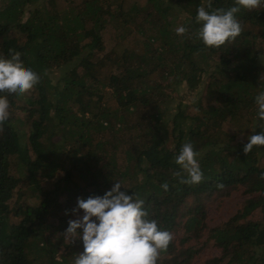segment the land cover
<instances>
[{"label":"trees","instance_id":"16d2710c","mask_svg":"<svg viewBox=\"0 0 264 264\" xmlns=\"http://www.w3.org/2000/svg\"><path fill=\"white\" fill-rule=\"evenodd\" d=\"M38 1L0 0V55L19 52L40 77L24 93L31 104L0 93L9 101V118L0 124V264H74L82 243H69L63 232L82 214L71 211L77 198L103 195L116 181L172 233L157 264H191L199 250L185 244L203 231V247L213 245L219 255L201 264H264V146L243 152L247 137L264 128L254 103L264 91V9H241L239 36L211 48L197 38L194 22L208 0H169L188 14L182 36L160 0H43L22 22L23 9ZM234 3L211 0V7ZM84 52L75 75L63 76L60 89L51 86L46 73ZM182 82L189 90L202 83L203 94L191 115L179 112L167 128L158 110L176 95L171 85ZM187 142L204 175L195 185L174 175ZM59 170L62 177L44 192L42 179ZM238 187L248 198L226 223L209 228L206 203ZM256 209L260 219H246Z\"/></svg>","mask_w":264,"mask_h":264},{"label":"clouds","instance_id":"9594fccd","mask_svg":"<svg viewBox=\"0 0 264 264\" xmlns=\"http://www.w3.org/2000/svg\"><path fill=\"white\" fill-rule=\"evenodd\" d=\"M264 9V0H235L228 8L199 6L194 17L198 25L196 36L205 47L220 48L231 44L242 31L237 13L244 10ZM192 22H189V25ZM177 35H184L188 27L180 25L175 29ZM40 80L31 68L20 61V53L9 50V56L0 55V93L20 96L31 90ZM256 117L264 121V91L254 97ZM9 118V101L0 94V124ZM254 146H264V128L247 137L243 152L248 153ZM192 143H184L175 156V164L180 171L174 173L182 184H199L204 175ZM184 173V175H181ZM122 185L115 182L103 195L77 198L73 213L82 210L77 219H70L63 232L69 243L79 240L82 251L74 264H157L162 250L172 241V233L161 229L155 219H148L143 199L134 198L121 190ZM168 190V183L160 185Z\"/></svg>","mask_w":264,"mask_h":264},{"label":"rangeland","instance_id":"374dc122","mask_svg":"<svg viewBox=\"0 0 264 264\" xmlns=\"http://www.w3.org/2000/svg\"><path fill=\"white\" fill-rule=\"evenodd\" d=\"M41 1H38L37 3H33L31 5H27L25 9H23V13L21 16V21L24 22L30 15V12L34 10L35 6L39 4ZM45 1V0H44ZM162 3V8L167 10L166 13L169 14L168 21L171 24L172 30L176 33L175 29L185 24V21L189 18L188 14L181 11L180 8H177L175 4L172 1L169 0H160ZM80 0H74V4H78ZM5 6L4 3L0 2V8L2 9ZM74 7V5H72ZM0 9V10H1ZM14 32V33H13ZM15 31H12V36L16 37ZM87 52V51H85ZM85 52L81 54L79 57L76 58V60L66 66H62L56 69L51 70V72H47L46 76L50 80V85L57 87V89L62 87V77L66 75L74 76L75 74L72 73L73 68L76 64L79 63V60L81 57L85 55ZM262 65H264V57L262 59ZM79 74V73H78ZM203 80H205V76L203 77ZM44 87V86H43ZM203 84H199L194 90H189V87L186 82H182L179 85H171L169 88V91L176 92V95L171 94L172 97H170L165 103L162 104L160 111L158 110V113L161 115L160 124L164 123L166 127L168 128L170 122L172 121V118L175 117L179 112L186 111L188 115L192 114V106L196 103H199V99L202 97L203 94ZM17 98L20 99L21 102L26 101L28 104H31L29 99L25 100V95L22 94L20 96H17ZM157 113V112H156ZM157 115V114H155ZM228 121V120H227ZM223 129L228 132H233L232 128H230V125L228 122H225L223 124ZM24 132V131H22ZM21 132V133H22ZM172 137L166 138L167 144L171 143ZM242 141L241 136H237L236 138V144H239ZM175 142V141H174ZM170 149H173L175 147V143L169 144ZM63 171L59 170L57 173V177H53L51 180H48L46 178L42 179V188L44 192H50L53 189L55 181L62 177ZM137 182L142 179L141 175H139L137 178ZM241 188V187H238ZM243 188L234 191L230 196L223 197V198H212V200L208 201L206 203V212H207V219L205 221L206 225L209 228H214L216 226H219L221 224L226 223L231 217L235 215V213L238 212L239 206L242 204L244 200L248 198V196H244ZM60 193H57L59 195ZM59 201H62V197ZM82 215V214H80ZM80 215H77L76 218H79ZM261 214L259 209H256L254 212H252L249 216L246 217L248 220H258L260 219ZM177 235L179 237L184 236V229L183 227L177 230ZM206 231H203L202 238H200L199 241L190 240L188 243L185 244V246H194L195 250H199L196 254L195 258L191 261V264H201L205 260L217 257L219 255V251L216 247L210 244L203 247V244H206Z\"/></svg>","mask_w":264,"mask_h":264}]
</instances>
